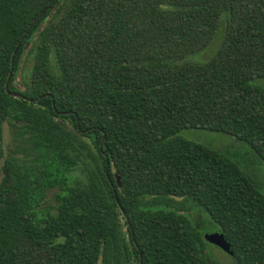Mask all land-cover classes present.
I'll return each mask as SVG.
<instances>
[{
  "label": "trees",
  "instance_id": "trees-1",
  "mask_svg": "<svg viewBox=\"0 0 264 264\" xmlns=\"http://www.w3.org/2000/svg\"><path fill=\"white\" fill-rule=\"evenodd\" d=\"M223 17L214 56L191 60ZM261 78L264 0H0V158L7 123L25 145L2 168L0 264H219L216 231L233 264H264ZM190 128L257 160L179 135Z\"/></svg>",
  "mask_w": 264,
  "mask_h": 264
},
{
  "label": "rangeland",
  "instance_id": "rangeland-1",
  "mask_svg": "<svg viewBox=\"0 0 264 264\" xmlns=\"http://www.w3.org/2000/svg\"><path fill=\"white\" fill-rule=\"evenodd\" d=\"M226 25L225 18H222L221 26L219 29V32L215 38V40L211 43V45L205 49L204 51L190 56L189 58L193 61L204 63L209 61L218 48L220 47L222 43V25ZM38 32L33 34V40L37 39ZM31 44V42L29 43ZM27 52L28 49L25 50L24 55L22 56L20 62H19V68L17 70V82L16 86L21 90L24 91L25 89V77L24 73H27L30 69V63L26 61L27 58ZM254 84L260 87L264 88V78L258 79L254 81ZM70 126V124L68 123ZM180 136L192 140L197 143L204 144L208 147H211L213 149L222 151L229 155L233 160H236L237 162L242 163L245 167H248V164H252V160H257L252 156L250 152L246 149L247 146L242 141L237 140L235 137L225 134V133H219V132H213L207 129H184L180 132ZM17 135L14 132L13 127L10 124L5 125L4 129V153L5 156L3 158H0V183L3 178V165L6 157H9V155L12 153V149H15L18 153L21 152L20 156H23L25 151V145H22V143H19L16 141ZM25 155V154H24ZM248 163V164H247ZM251 172H254V169L249 168ZM78 173V172H77ZM79 174V173H78ZM60 193V190L57 187L48 189L45 202L41 205V211H45L46 209H56L58 205L57 195ZM190 203L186 204V207H190ZM123 229L124 227V221L121 219ZM126 231V228L124 229ZM123 230V231H124ZM125 242L129 245V238L127 234L125 235ZM130 247V245H129ZM209 252L213 255V257L217 260L219 264H233V260L231 256L225 252H223L221 249L209 245L208 246ZM127 264H137V261L132 258L128 261Z\"/></svg>",
  "mask_w": 264,
  "mask_h": 264
},
{
  "label": "water",
  "instance_id": "water-1",
  "mask_svg": "<svg viewBox=\"0 0 264 264\" xmlns=\"http://www.w3.org/2000/svg\"><path fill=\"white\" fill-rule=\"evenodd\" d=\"M49 9H50V6H48V7H47V8L41 13L40 16H42L43 14H45L46 12H48ZM40 16H39V17H40ZM36 21H37V19H36L34 22H36ZM43 25H44V24H42V26H43ZM29 45H30V44L28 43V46H29ZM15 55H16V51H15L14 55L12 56V63H13V64H14V60H15ZM10 77H11V76H9L8 81H7V84H6V90H7V93H8L10 96H12V97H15V98H22V97H23L22 94H19V93H16V92H11V91L9 90L8 85H9ZM84 132H85V131H83V133H84ZM114 193H115V195H116V191H115V190H114ZM116 201H118L117 198H116ZM119 206H120V208H121V210H122V214L125 215V211L122 209V206H121V205H119ZM205 240H206L209 244H211V245H213V246H215V247L221 249L223 252L229 254L230 256L232 255V252H231V245H230V243L227 241V239L225 238V235H224L221 231H216V232L207 233V234L205 235Z\"/></svg>",
  "mask_w": 264,
  "mask_h": 264
}]
</instances>
